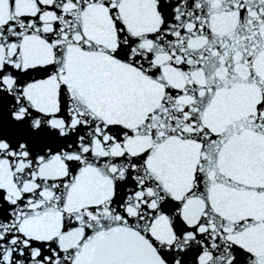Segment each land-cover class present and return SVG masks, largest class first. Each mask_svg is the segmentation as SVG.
Instances as JSON below:
<instances>
[{
  "label": "snow or ice",
  "instance_id": "6c2138e0",
  "mask_svg": "<svg viewBox=\"0 0 264 264\" xmlns=\"http://www.w3.org/2000/svg\"><path fill=\"white\" fill-rule=\"evenodd\" d=\"M0 264H264V0H0Z\"/></svg>",
  "mask_w": 264,
  "mask_h": 264
}]
</instances>
